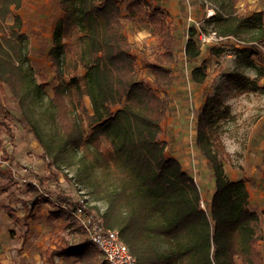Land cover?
<instances>
[{"label":"trees","instance_id":"obj_1","mask_svg":"<svg viewBox=\"0 0 264 264\" xmlns=\"http://www.w3.org/2000/svg\"><path fill=\"white\" fill-rule=\"evenodd\" d=\"M25 1L0 0V190L17 179L16 160L4 152L5 136L14 137L10 103L49 169L47 177L27 173V197L20 202L32 205L29 215L54 196L52 216L74 235L61 236L54 255L99 264L98 250L73 214L79 203L65 188L49 197L41 190L63 174L76 191L88 189L89 203L104 204L103 211L96 205L90 210L104 228L119 233L138 264H264V212L252 208L247 181L227 174L219 95L206 94L196 114V145L215 180L207 208L195 179L167 153L162 125L172 104L181 36L162 0H59L52 37L38 39L37 50L18 14ZM205 1L216 6L207 24L226 40L220 45L228 46L230 38L243 43L237 58L264 78V15L242 13V0ZM143 25L150 27V48L129 41ZM200 33L210 32L189 29L185 50L197 85L209 77L206 61L194 64L203 46ZM205 46L214 57L223 52L215 43ZM32 54L44 62L33 61ZM233 79L240 94L264 93L247 77Z\"/></svg>","mask_w":264,"mask_h":264},{"label":"crops","instance_id":"obj_2","mask_svg":"<svg viewBox=\"0 0 264 264\" xmlns=\"http://www.w3.org/2000/svg\"><path fill=\"white\" fill-rule=\"evenodd\" d=\"M162 4L163 9L169 14V21L181 36V40L178 43L177 61L173 65L176 80L171 91L172 104L167 118L162 125L164 130L162 137L168 143L169 153L180 161L183 169L189 172L197 182L203 202L209 204L215 191V180L208 161L202 157L196 145V114L199 110L203 109L206 103V94H209L206 84H208L212 72L210 63L213 60L215 61L216 57L208 52L206 46H202L201 55L194 64H201L203 61H206L209 77L205 83L197 85L190 76L191 63L188 62L185 53L189 29L195 27L200 31L197 27L199 24L197 21L198 15L202 13L205 17L207 15V7L204 0H201L200 4H198L197 0H162ZM243 7L250 13L248 15L255 13H262L264 15V0H242L239 5L240 10ZM132 36V39L128 36L132 45L146 44L150 48L152 43L150 27L147 25L138 26ZM220 44L223 43H215V45H218V48H227L229 45L235 49L244 48L243 46L236 47L233 41L228 46H222ZM143 78L151 82L146 69L143 70ZM256 130L255 136L259 137L255 138L258 141L256 145H259V141L263 145L264 117L257 124ZM12 132L14 134L13 130ZM14 137L13 139L9 138V140L15 141ZM9 140L8 136H5L4 152L16 160L13 167L14 171L18 173L17 167H21V163L15 157V145H13V142H9ZM8 144L13 149L10 153L7 148ZM257 147V151H261ZM0 154H3V152ZM23 170L27 172L25 168ZM25 174L23 178L21 177V180H19V176L17 175L16 185L7 187L6 190H0V215L3 216L2 219L4 222H6V219L13 220L12 228L8 227L7 235H5L4 224L0 218V264H81L75 257H57L53 253L61 243V236L67 238L74 236L69 230L65 232L61 231L63 230V221L52 216V211H54L52 207L56 202L42 201L31 214L27 215L29 211L26 209L27 204H23L22 201L20 202L21 199H26L27 197L24 186L25 182H27V173ZM252 176L255 182L259 181L258 185L262 184L260 183L259 176L263 175L254 173ZM239 179H243V177H236V180ZM10 191L15 192L14 195ZM5 195L8 198L15 196L14 202L11 204L5 203V199H2ZM47 196L49 197L51 195L47 194ZM250 202L254 210L264 212V192H254L252 195L250 193ZM3 206L7 207L3 208ZM101 210L103 211L104 208ZM15 232L20 237L18 245H13L11 238H9V236L17 238ZM38 233L42 234L44 238L42 239V236H36ZM102 260L100 255L97 254V262L99 264H106Z\"/></svg>","mask_w":264,"mask_h":264},{"label":"rangeland","instance_id":"obj_3","mask_svg":"<svg viewBox=\"0 0 264 264\" xmlns=\"http://www.w3.org/2000/svg\"><path fill=\"white\" fill-rule=\"evenodd\" d=\"M197 1L198 4H200L201 0ZM243 4H245V2H243ZM212 6L216 8L214 4H211L210 7ZM245 9L246 8L243 7L241 8V11L245 14H250L247 12L248 10ZM59 10V0L25 1L23 8L18 14L21 15L23 19V32L30 35L31 43L35 50L38 49V39H51L53 23L55 16H57V13H59ZM209 19L210 18H207L206 16L204 17V14L200 13L197 20L199 22V27H203V29H205L207 32H211L212 29V26L207 24ZM12 22L13 19H10L9 23L11 24ZM129 36L131 39L133 38L132 34H129ZM222 51L223 52L220 54V57H216V60H213V62L210 63V69L212 72L206 87L211 97L219 95L218 101L220 104L217 106V109L219 114L222 116L221 122L219 123L221 125L220 133L228 154V157L225 159L226 171L232 180H236V177L238 176L243 177V179L247 181V184L249 185L251 195L254 192H264V185L262 186L264 183V144L261 145V142L259 141V145H256L258 144V141L255 139L259 138L258 136H255L257 131L256 126L264 117V93L258 92L251 94H240L237 88L238 82H236L233 77L237 75L247 77L251 81L257 82L259 86H264V79H258L257 71L249 68L245 62L241 63V61L237 58V54L235 53V48L233 46L222 48ZM138 56L139 59H141L140 54ZM31 57L33 61L39 64L44 62L41 56L32 54ZM141 67H143V65H141ZM42 71H47V68L45 67ZM48 93L52 95V91L50 89L48 90ZM6 105V107L11 111V116L8 122L15 134V141H10V137H8V140L9 142H13V145H15V157L21 163V167H17L18 173L16 172V174L19 176V180H21L23 176L26 175L25 173L28 172H33L39 177H47L49 174V169L46 162H44V160H42V158L39 156V152L41 151L40 144L34 138L28 126L25 123H22L19 111L10 103H6ZM162 140H164V137H162ZM256 146H258L257 148L261 149V151L258 152ZM7 148L9 153L13 150L10 144H8ZM167 153L168 155H171L169 150H167ZM2 155L3 154H0V157ZM39 162L40 164H38ZM23 168H25L27 172H24ZM254 173L263 175L259 176L260 183L262 184L258 185L259 181L255 182V180H253L252 175H254ZM63 176V174H59L56 181L45 185V187L41 190L52 195L55 192L57 193V191L60 189L65 188V192L73 199V201L76 202L80 201V197H82L81 195L88 197L87 193H89V191L87 188L81 185L82 190L81 192H78L67 184ZM26 177L27 181L31 179L28 176ZM255 183L257 184L255 185ZM10 193L14 195L15 192L10 191ZM53 197L51 196V198H47L43 202H46V200L49 199L52 200ZM89 197L91 200L90 195ZM2 199H5V203L11 204L14 202L15 196L8 198L7 195H5ZM52 201L55 202L54 200ZM62 204L66 205V203H58L61 208ZM92 205H96V207L99 209H105L103 203H93ZM203 206L207 208V202L206 204L203 202ZM5 207L3 206V208ZM0 218L1 222L4 224V232L6 233L8 227L12 228L11 225L13 224V220L11 221L10 219H6V222H4L2 215H0ZM61 231L65 232L64 230ZM15 233L17 238L13 236H9V238H11L13 245H18L20 237L18 236L17 232ZM40 233H38L36 236H42L43 239L44 236ZM5 235H7V233ZM98 254L100 255L101 259H103L102 261L106 262L104 256L99 251Z\"/></svg>","mask_w":264,"mask_h":264},{"label":"built area","instance_id":"obj_4","mask_svg":"<svg viewBox=\"0 0 264 264\" xmlns=\"http://www.w3.org/2000/svg\"><path fill=\"white\" fill-rule=\"evenodd\" d=\"M207 7V18H212L216 15L217 9L210 7L211 4L204 0ZM197 27L200 29L199 24ZM200 41L203 46L210 43H218L224 39L218 38L215 32H210L209 35L200 33ZM237 47H244L243 43H239L234 38H230ZM79 205L73 212L76 219L81 223L88 233L89 239L93 246L104 256L107 264H138L136 258L131 254L129 248L121 240L119 233L114 230L104 228L97 219L94 211L90 210L92 204L89 203L88 197L81 195ZM62 208L70 210V208L62 204ZM32 205L27 203L26 209L30 210Z\"/></svg>","mask_w":264,"mask_h":264}]
</instances>
